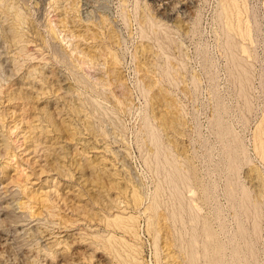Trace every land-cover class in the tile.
Here are the masks:
<instances>
[{"label":"rangeland","instance_id":"374dc122","mask_svg":"<svg viewBox=\"0 0 264 264\" xmlns=\"http://www.w3.org/2000/svg\"><path fill=\"white\" fill-rule=\"evenodd\" d=\"M0 264H264V0H0Z\"/></svg>","mask_w":264,"mask_h":264},{"label":"bare ground","instance_id":"6f19581e","mask_svg":"<svg viewBox=\"0 0 264 264\" xmlns=\"http://www.w3.org/2000/svg\"><path fill=\"white\" fill-rule=\"evenodd\" d=\"M243 79V78H242ZM8 189V188H7ZM250 204V203H249ZM246 206V205H245ZM246 208V207H245ZM4 229V228H3ZM2 241V240H1ZM5 241V240H4ZM7 243V242H6ZM6 243H4V244H6ZM11 244V243H10ZM41 251V250H40ZM75 255V254H74ZM41 259V258H40ZM77 261V260H76Z\"/></svg>","mask_w":264,"mask_h":264}]
</instances>
